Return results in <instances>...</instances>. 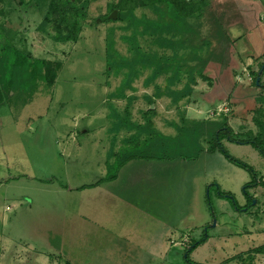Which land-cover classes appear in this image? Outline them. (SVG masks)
I'll use <instances>...</instances> for the list:
<instances>
[{
	"label": "rangeland",
	"instance_id": "rangeland-1",
	"mask_svg": "<svg viewBox=\"0 0 264 264\" xmlns=\"http://www.w3.org/2000/svg\"><path fill=\"white\" fill-rule=\"evenodd\" d=\"M115 1H90L77 41L65 43L51 40L52 22L40 28L47 0L0 2V51L7 46L23 54L21 60L14 53L0 60V88H9L0 104V264H264V256L252 252L264 243V155L251 144L220 137L223 153L200 151L195 162L188 159L196 153L193 147L173 149L181 155L174 164L186 161L189 170L185 181L172 183V196L162 191L163 202L171 198L180 218L166 241L159 233L164 228H152L150 218L142 220L123 204L116 211L105 199L106 177L116 171L110 154L126 146L130 136L111 131L110 113L122 112L130 99L133 121L142 122L148 108L161 129L179 126L182 118L223 123L226 117L233 134L244 139L251 131L264 151L254 120H264L262 110L255 112L264 108V88H252L249 75V68L264 64V0H206L202 17L189 23L202 38L218 40L216 49L224 55L202 69L210 85L197 78L190 98L177 105L154 92L181 90L185 75L168 86L169 74L147 81L148 68L138 67L130 87L117 95L126 71L107 73L105 51L110 43L114 53L130 57L123 38L133 30L124 29L117 13L102 20ZM134 15L156 18L146 8H136ZM135 39L146 53L172 54L152 36ZM39 60L59 64L51 85L34 70ZM260 78L264 85V72ZM212 184L230 198L219 196ZM158 211L166 223V206ZM79 213L85 217L77 218ZM194 242L200 243L185 260L179 252Z\"/></svg>",
	"mask_w": 264,
	"mask_h": 264
},
{
	"label": "trees",
	"instance_id": "trees-1",
	"mask_svg": "<svg viewBox=\"0 0 264 264\" xmlns=\"http://www.w3.org/2000/svg\"><path fill=\"white\" fill-rule=\"evenodd\" d=\"M36 5H40L45 0H33ZM92 0H47L46 12L43 18V24L52 22L54 34L50 37L54 42H69L77 41L78 33L81 29V21L86 18V7ZM2 2V0H0ZM17 5V0H13ZM206 0H116L108 5L106 14L102 17L103 21H109L108 16L112 11L117 12V19L125 22L124 29H132L130 36L123 39L130 44V57H122L112 51L111 44L108 43L105 51L107 56V69H113L115 73L122 69L126 71L123 76L122 84L118 89L117 95L122 97V92L128 89L132 79L137 77L138 67L141 69H150V75L147 81L156 79L163 74H169L167 83L173 85L180 77L185 75L187 82L179 91L164 89H155V97H160L162 94L169 97L173 105L185 97L190 98L192 94L191 86L196 85V79L208 82L210 85L211 78L203 73V67L206 63L212 62L217 56H223L216 49L218 40L210 38H202L199 33L193 28L189 21L199 20L203 15ZM136 8H146L154 15V20H149L144 16L136 18L134 10ZM2 14V12H0ZM93 24L96 25L95 20ZM141 27L138 31L137 28ZM193 30H195L193 32ZM149 35L154 37L153 43L164 49H169L172 54L168 57L158 56L156 53H146L141 50L135 37L136 35ZM165 36H168L165 37ZM178 50H182L178 53ZM12 53L18 56V60L22 59V53L15 48L4 47L0 51V60L10 59ZM213 63V62H212ZM264 64H258L256 70L249 68L251 79V87H263L261 76ZM4 67H1L0 73ZM59 69V64L51 65L44 60L36 62L34 70L39 75V78L47 85H51L56 73ZM260 71V73H259ZM210 80V81H209ZM256 80H258L256 84ZM8 87L0 88V104L8 98ZM238 101L231 100L229 103L235 104ZM122 112L113 109L110 113L113 119L111 131L118 133L121 130L130 133V136L123 142L126 144L117 152H112L110 156L114 158L116 171L107 176L106 179H113L116 176L117 170L126 162L132 159H174L181 158L178 151L173 149L193 147L196 151L194 155H189L188 159L195 160L200 151L205 153H214L220 151L223 153L219 145L220 137H224L231 142L238 144L248 143L255 147L262 155L264 151L260 143L256 140L251 131H246L248 137L242 139L239 134H233L227 124V118L224 117V122L217 120H206L200 122L187 121L182 118L181 124H173L176 135L171 138L163 137L156 132L152 126L151 118L154 116L153 109H147L142 112V123L133 121L131 118L129 105ZM153 104L150 101L149 105ZM264 113V108L259 107L255 112ZM264 118V115H263ZM257 124L260 134L264 137V120L254 119ZM205 146V148H204ZM165 150L167 152H165ZM186 150V149H184ZM186 158V157H185ZM182 158V159H185ZM254 184L258 185L257 177L255 176ZM219 196L230 198V196L219 192L217 185L212 184ZM210 185V186H212ZM210 186L208 190H210ZM84 188V187H81ZM232 199V198H231ZM253 199V198H250ZM209 204L208 199L206 200ZM250 205V204H249ZM246 208V207H245ZM236 209H238L236 207ZM240 211V209H238ZM200 242L192 243L189 248L179 252L184 253V259L187 260V252L198 245ZM256 255L264 256V243L252 251Z\"/></svg>",
	"mask_w": 264,
	"mask_h": 264
},
{
	"label": "crops",
	"instance_id": "crops-1",
	"mask_svg": "<svg viewBox=\"0 0 264 264\" xmlns=\"http://www.w3.org/2000/svg\"><path fill=\"white\" fill-rule=\"evenodd\" d=\"M250 65H252V62H247L246 66ZM158 100L160 99H155V103ZM156 119L157 116L155 112L154 116L151 118V123L156 132L167 138H171L176 135L175 129L172 125L169 126L167 124H163V128L161 129L159 128ZM186 120L205 122L208 119L187 118ZM139 123L142 122L140 121ZM195 160H192V162H195ZM187 167H189V164L186 161L182 162V164L175 165L173 159L167 158L162 160L156 158L129 160L118 169L116 176L108 182L110 185L107 191L108 195L105 196V199L109 200V202L114 205L113 207L116 211H120V206L123 204V209H134L140 214L138 216L142 220L147 221V218H150L152 221L149 223L152 228H164L163 232L161 230L159 233L161 235L163 234L164 240L166 241L169 235L172 236L171 230H174L173 228H177L180 218L178 217V208L174 209V206L171 204V198L168 201L163 202L162 191L167 189L168 193H172V196V183L185 181V176H187L186 173L189 170ZM161 206L162 208L166 206V209L168 210L166 213L167 218L165 219L166 223L162 221V215H157L159 212L158 208ZM116 211H114V214L117 213ZM175 211H177V215L174 216L172 214H174ZM76 217L84 218L85 216L83 213H79ZM173 219L176 220L173 222ZM156 239L157 237L154 242H150V244L154 245ZM171 241L175 242L173 238L169 239V243Z\"/></svg>",
	"mask_w": 264,
	"mask_h": 264
},
{
	"label": "water",
	"instance_id": "water-1",
	"mask_svg": "<svg viewBox=\"0 0 264 264\" xmlns=\"http://www.w3.org/2000/svg\"><path fill=\"white\" fill-rule=\"evenodd\" d=\"M116 11L114 10V11H112L111 13H110V15L108 16V19H115L116 18ZM257 82H258V80H256V84H257ZM152 107V106H151ZM214 223L215 222H213V225H214Z\"/></svg>",
	"mask_w": 264,
	"mask_h": 264
},
{
	"label": "built area",
	"instance_id": "built-area-1",
	"mask_svg": "<svg viewBox=\"0 0 264 264\" xmlns=\"http://www.w3.org/2000/svg\"><path fill=\"white\" fill-rule=\"evenodd\" d=\"M249 76V75H248ZM237 81H238V79H237ZM239 82V81H238Z\"/></svg>",
	"mask_w": 264,
	"mask_h": 264
}]
</instances>
